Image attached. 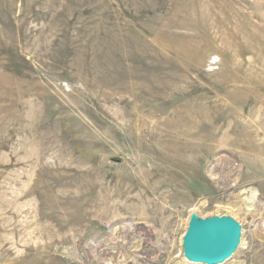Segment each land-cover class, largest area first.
<instances>
[{
	"label": "rangeland",
	"instance_id": "obj_1",
	"mask_svg": "<svg viewBox=\"0 0 264 264\" xmlns=\"http://www.w3.org/2000/svg\"><path fill=\"white\" fill-rule=\"evenodd\" d=\"M192 213L264 264V0H0V264H188Z\"/></svg>",
	"mask_w": 264,
	"mask_h": 264
},
{
	"label": "water",
	"instance_id": "obj_2",
	"mask_svg": "<svg viewBox=\"0 0 264 264\" xmlns=\"http://www.w3.org/2000/svg\"><path fill=\"white\" fill-rule=\"evenodd\" d=\"M242 226L230 216L191 214L183 237V254L191 263L224 264L241 244Z\"/></svg>",
	"mask_w": 264,
	"mask_h": 264
},
{
	"label": "bare ground",
	"instance_id": "obj_3",
	"mask_svg": "<svg viewBox=\"0 0 264 264\" xmlns=\"http://www.w3.org/2000/svg\"><path fill=\"white\" fill-rule=\"evenodd\" d=\"M132 98V97H131ZM134 101V100H133ZM142 115V114H141ZM179 119V118H178ZM140 126V125H139ZM224 140V139H223ZM210 170H211V172H214V170L217 172H219V174H220V178H221V181L224 179V177H223V174L221 173V168H219V166H216V165H211V168H210ZM237 171V170H236ZM238 174H236L235 173V170H234V174H233V176H237ZM239 176V175H238ZM235 180H238V179H235ZM255 196L256 195H253V196H248L247 198H246V202L248 201V202H252V201H254L255 200ZM186 259V258H185ZM188 264H192L191 262H189V261H187V260H185Z\"/></svg>",
	"mask_w": 264,
	"mask_h": 264
}]
</instances>
